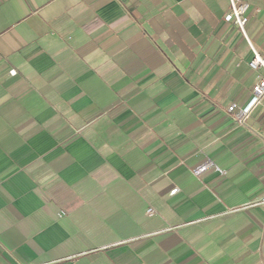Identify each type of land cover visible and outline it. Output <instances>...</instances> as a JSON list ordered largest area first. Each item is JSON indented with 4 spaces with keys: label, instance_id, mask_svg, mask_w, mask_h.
Wrapping results in <instances>:
<instances>
[{
    "label": "crops",
    "instance_id": "1",
    "mask_svg": "<svg viewBox=\"0 0 264 264\" xmlns=\"http://www.w3.org/2000/svg\"><path fill=\"white\" fill-rule=\"evenodd\" d=\"M239 1L244 31L229 0H0V264H264Z\"/></svg>",
    "mask_w": 264,
    "mask_h": 264
},
{
    "label": "built area",
    "instance_id": "2",
    "mask_svg": "<svg viewBox=\"0 0 264 264\" xmlns=\"http://www.w3.org/2000/svg\"><path fill=\"white\" fill-rule=\"evenodd\" d=\"M230 9L224 15V20L230 22L238 27L241 31H244V26L247 22V17L244 15L247 9V3L239 0H229ZM252 58L248 61V67L252 70L262 69L264 71V53H259L252 47ZM251 100L248 105L243 107H237L236 103L227 105V112L231 115V118L235 125L242 126L249 115L250 109L258 104L264 97V74L258 77L257 81L251 88ZM211 160H207L205 164L195 170V173H200L206 168L212 166ZM176 191V188L170 190V193Z\"/></svg>",
    "mask_w": 264,
    "mask_h": 264
},
{
    "label": "rangeland",
    "instance_id": "3",
    "mask_svg": "<svg viewBox=\"0 0 264 264\" xmlns=\"http://www.w3.org/2000/svg\"><path fill=\"white\" fill-rule=\"evenodd\" d=\"M252 45H253L256 49H258V51L260 50V48L256 45L255 42H252ZM259 52H260V51H259Z\"/></svg>",
    "mask_w": 264,
    "mask_h": 264
}]
</instances>
